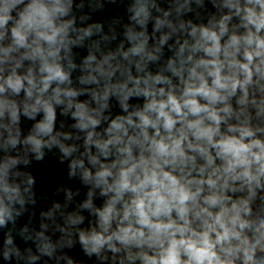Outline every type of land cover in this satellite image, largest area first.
Segmentation results:
<instances>
[{
  "label": "clouds",
  "instance_id": "obj_1",
  "mask_svg": "<svg viewBox=\"0 0 264 264\" xmlns=\"http://www.w3.org/2000/svg\"><path fill=\"white\" fill-rule=\"evenodd\" d=\"M0 264H264V0H0Z\"/></svg>",
  "mask_w": 264,
  "mask_h": 264
}]
</instances>
